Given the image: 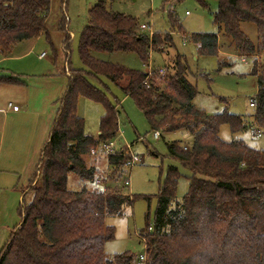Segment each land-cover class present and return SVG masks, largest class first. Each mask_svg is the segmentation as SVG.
<instances>
[{
    "label": "trees",
    "instance_id": "obj_1",
    "mask_svg": "<svg viewBox=\"0 0 264 264\" xmlns=\"http://www.w3.org/2000/svg\"><path fill=\"white\" fill-rule=\"evenodd\" d=\"M204 4V0H198ZM51 0H0V55L8 57L17 43L48 36L46 19ZM211 15L217 28L244 56L264 51V0H217ZM170 30L166 36L139 32L131 16L108 11L99 0L88 12L87 25L79 37L78 56L82 68L73 69L67 60V86L56 100L52 128L26 194L22 197L20 217L0 252V264H133L129 252L107 259L105 243L114 238L107 217L121 216L125 206L138 198L118 187H82L69 190V174L95 185L97 168L88 166L85 157L100 145L112 142L118 131V111L107 99L103 81L114 84L143 114L153 133L186 131L191 142L168 144V154L185 166L190 175L188 191L174 202L179 177L169 166L156 195L152 225L147 222L139 232L144 241V264H264V150L246 146L240 140L224 142L219 137L222 125L231 134L247 127L242 117L226 110L212 115L195 108L196 88L188 81V67L178 52L174 72L159 76L101 61L93 53L132 52L143 64L150 53H161L163 45L175 50L172 30L185 33L169 13ZM241 23H252L257 30L255 47L241 32ZM59 28L65 31V19ZM217 34H191L188 41L197 53L212 57L218 53ZM186 37V38H187ZM66 34L64 49H69ZM187 40V39H186ZM69 51V50H68ZM176 51V50H175ZM221 68L222 65H219ZM257 92L254 122L264 129V74L256 64ZM158 80L161 83H157ZM18 83L12 77L1 78ZM84 97L103 107L98 136L85 135L83 118L77 115V100ZM114 172L130 161L122 148L105 157ZM106 176H102L104 181ZM141 198V197H139ZM148 200L147 198H145Z\"/></svg>",
    "mask_w": 264,
    "mask_h": 264
},
{
    "label": "rangeland",
    "instance_id": "obj_2",
    "mask_svg": "<svg viewBox=\"0 0 264 264\" xmlns=\"http://www.w3.org/2000/svg\"><path fill=\"white\" fill-rule=\"evenodd\" d=\"M98 1L51 0L46 19L48 36L43 35L15 44L10 49L8 57L1 61L0 79L12 76L19 82L7 84L0 81V86L7 89L1 95L0 103L2 98L6 99V103L8 100L15 102L22 112L24 107L19 104L20 99L24 97V92L21 94V90L25 87L39 86L43 91L61 94L60 92L67 85L65 74L67 60L71 68H82L78 56L79 37L87 25L89 10ZM217 6V0H204V4L199 3L198 0H105L108 11L135 18L139 32H143L139 30V26L145 25L149 26L152 35L159 34L162 37L166 36L170 30L168 17L169 13L173 12L185 36L182 37L172 30L170 37L173 38L176 51L169 44L163 45L161 53L154 51L150 53L147 64H143L132 52H95L93 55L101 61L146 73H153L156 69L164 68L165 73L169 75L174 72L173 59L178 52L185 58L188 67L187 79L196 88V95L192 101L194 107L209 115L226 110L230 114L242 117L247 126L245 130L231 134L228 126L222 125L219 130L220 139L224 142L240 140L250 148L264 150V129H259L255 124L256 108L250 106L257 92L256 77L251 74L252 66L256 64L258 72L264 74V51L257 55L245 56L246 59L243 62L244 55L233 49L234 46L229 45V38L222 33L220 44L218 41V53L212 57L199 55L196 45L188 41L187 36L191 34H217V28L211 16ZM63 17L65 31L59 28ZM240 30L255 47L258 45L254 24L241 23ZM66 34L70 36L68 57L63 50ZM183 39H187L184 45ZM223 51L226 53L225 56L222 55ZM42 53L45 57L39 60L37 57ZM219 65L223 66L219 68ZM160 81L162 80L157 79V83H161ZM103 83L107 99L118 111V131L112 140L113 149L118 151L122 148L128 151L129 156L131 154L135 158L134 164L132 167L127 164L114 172L113 168L107 166L102 144L96 154L85 157L88 166L97 168L99 181L92 185L80 180L74 174H69L67 187L69 190H79L82 187L96 186L103 189L116 186L124 193L138 196L131 206L123 208L121 216L105 219V224L113 227L115 231L114 238L105 243V257L110 260L115 254L129 252L134 256L133 264H135L136 258L144 253L145 248L139 232L145 229L147 222L152 225L156 195L165 180L169 166L176 167L179 174L174 202H180L188 191L187 177L190 173L185 166L169 156L167 146L171 142L187 146L191 142V137L186 131L180 130L160 133V136L155 139L153 131L134 102L129 97H124L114 84L106 81ZM55 103L56 101L51 107L53 111L56 110ZM102 114L101 104L84 97L78 98L77 115L84 120L85 134L96 136ZM14 121L18 122L19 126L17 139L8 142L10 129L7 126V133L5 132L0 146V163L9 154L11 148L16 149L12 156L19 159L20 152L26 148V142L31 137L29 126L39 119L29 113L16 116ZM52 123L44 139L42 137L41 143L38 142L39 156L47 142ZM34 143L37 145V142ZM107 174L108 178L102 181L101 177ZM126 179L129 180L128 186H124ZM27 184L28 178L25 173H19L15 169L0 172V252L6 245L12 230L20 224L22 197L25 202L30 199L29 194L25 195Z\"/></svg>",
    "mask_w": 264,
    "mask_h": 264
},
{
    "label": "crops",
    "instance_id": "obj_3",
    "mask_svg": "<svg viewBox=\"0 0 264 264\" xmlns=\"http://www.w3.org/2000/svg\"><path fill=\"white\" fill-rule=\"evenodd\" d=\"M220 36H221V33H218L217 34L218 41L221 39ZM219 44H220V41H219ZM229 45L233 47L232 44H229ZM196 48H197V45H196ZM233 49L235 48L233 47ZM63 50H64L65 56L68 57L69 51L65 50L64 48ZM222 55L225 56L226 53L223 51ZM39 56L37 57L39 60L45 57V55L42 58H39ZM67 57L66 59H68ZM3 59L5 58L0 57V64ZM245 59L246 57L244 56L242 61L244 62ZM9 77H12V76H9ZM65 89L66 87L64 88V90H62V92H60L61 94H54L48 91H43L39 86L32 87V88L25 87V89L21 90V94L24 92V97L20 99L21 103L19 104L22 107H24L22 112H20L21 110L19 109L18 105L15 102H11L10 100H8L6 103V99L2 98L1 103H0V116H1L0 117V146L2 145L3 138L7 130V126L9 127L10 133H11V135L9 133L8 142H10V140L16 141L18 131H19L18 122L14 121L16 116H22L24 114L31 113L34 115V117L38 118L39 121H36L32 126H29L31 137L26 142L27 143L26 148L20 152L21 154L19 156V159H16L12 156V154L15 152L16 149H13V148L9 149L10 151L9 154L6 155L5 159L2 161V163H0V172H5L8 169H15L19 173H25L26 178H28V184H29L30 177L32 173L34 172L37 166V163H38V159H39L38 142L41 143L40 139H42V137L44 139V135L46 131L49 129L50 124L51 122H53V119L55 117L56 110L54 111L52 110L51 108L52 104L64 93ZM6 90L7 89H4V87L0 86V97ZM8 103H12L13 106H16L18 108L17 111H12L10 108H8L7 106ZM39 123H40V128H39ZM98 134L99 133L97 132L95 137L93 136H90V137L96 138ZM34 142H37V145Z\"/></svg>",
    "mask_w": 264,
    "mask_h": 264
},
{
    "label": "built area",
    "instance_id": "obj_4",
    "mask_svg": "<svg viewBox=\"0 0 264 264\" xmlns=\"http://www.w3.org/2000/svg\"><path fill=\"white\" fill-rule=\"evenodd\" d=\"M186 14H187V13H186ZM139 30H140V31H143V32H147L149 36H152V32L150 31L149 26L140 25V26H139ZM185 41H186V39H183V42H182L183 45L185 44ZM43 56H44V53H42V54L39 56V58H42ZM147 73H148V75H151V74H152V72H147ZM153 73H156V74L159 75V76H165V75H166V73H165V69H164V68L156 69L155 71H153ZM252 101H253V100H252ZM7 106H8V108H10L12 111H17V109H18L16 106H13L12 103H8ZM250 106L255 107V101L251 102V103H250ZM257 135L260 136V134H257ZM153 137H154L155 139L158 138V137H159V133H158V132H155V133L153 134ZM103 151L105 152V154H110V153H114V152H116V151H114V149H113V143H112V142H108V143L104 144V145H103ZM91 154H92V155L96 154V151L92 150V151H91ZM134 160H135V158L130 154V161L128 162V165H129L130 167L133 166V164H134ZM128 185H129V180L126 179V180L124 181V186H128ZM141 241L144 243V241H143L142 238H141ZM145 261H146V254H145V252H144V253L140 254V255L136 258L135 264H144Z\"/></svg>",
    "mask_w": 264,
    "mask_h": 264
}]
</instances>
